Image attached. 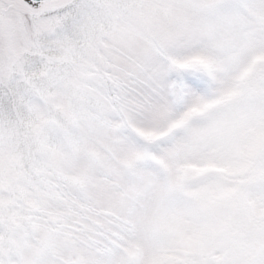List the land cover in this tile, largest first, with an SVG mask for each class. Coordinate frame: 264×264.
<instances>
[{
  "label": "snow or ice",
  "instance_id": "6c2138e0",
  "mask_svg": "<svg viewBox=\"0 0 264 264\" xmlns=\"http://www.w3.org/2000/svg\"><path fill=\"white\" fill-rule=\"evenodd\" d=\"M0 264H264V0H0Z\"/></svg>",
  "mask_w": 264,
  "mask_h": 264
}]
</instances>
